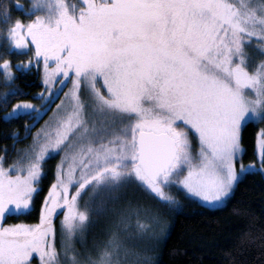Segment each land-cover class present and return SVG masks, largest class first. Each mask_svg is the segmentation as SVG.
I'll list each match as a JSON object with an SVG mask.
<instances>
[{
    "label": "snow or ice",
    "instance_id": "1",
    "mask_svg": "<svg viewBox=\"0 0 264 264\" xmlns=\"http://www.w3.org/2000/svg\"><path fill=\"white\" fill-rule=\"evenodd\" d=\"M33 9L28 21L12 19L7 6L0 12L11 45L31 53L18 67L42 64L47 89L37 94L43 106L17 100L8 109L25 93L12 83V61L0 60L9 85L0 93L2 118L34 115L23 137L31 142L11 163L0 154V264H127L140 253L123 243L121 228L134 216L142 233L145 218L158 214L129 202L107 238L80 253L74 239L100 210L93 203L100 190L118 200L131 185L173 209L181 204L176 188L223 207L242 176L264 173V128L247 164L242 143L250 119H264V0H34ZM57 76L67 91L32 132L58 96ZM57 155L39 221L4 223L32 208ZM256 239L264 247V236L242 234Z\"/></svg>",
    "mask_w": 264,
    "mask_h": 264
},
{
    "label": "trees",
    "instance_id": "2",
    "mask_svg": "<svg viewBox=\"0 0 264 264\" xmlns=\"http://www.w3.org/2000/svg\"><path fill=\"white\" fill-rule=\"evenodd\" d=\"M31 5V0H18V3L17 0H0V12L4 6H7L12 19L20 18L22 21H28L33 17V14L27 11ZM7 27L8 22L0 14V60L7 58L12 61L14 74L12 83L25 93V95L14 97L8 109L16 100L30 101L43 106L41 100L37 98L38 93L47 91L42 82L43 66L41 64L38 67L30 66L24 69L18 67L19 62L27 61L31 53L12 49L5 34ZM250 51L259 58L255 49ZM8 86L4 83L3 69L0 68V93ZM59 99V97L56 98L48 111L35 123V127L31 129L32 132L40 128ZM6 110L0 107V154L4 155L9 163V160L17 156L16 149L23 148L31 142V135L23 137L25 124H32L34 115H21L5 121L2 117ZM260 128H264V119L251 120L242 128L245 164L257 158L256 140ZM13 132L19 133L21 138L14 141ZM193 143L196 145L195 139ZM58 160V155L47 160L45 175L39 191L34 194L32 208L23 213L9 215L4 223L31 224L39 221V209L54 180L53 166ZM137 189L138 192L141 191ZM170 191L181 204L173 209L158 203L156 206L153 205L155 213L164 223L161 225L163 232H167V235L160 243L151 264H264V247L261 246V239L253 242L242 240V234L245 232H251L256 237L264 236V173L255 171L242 176L232 197L223 207L211 208L202 205L193 199L186 198L185 193L176 188ZM100 193L109 194L103 189ZM57 212L59 215L62 213L60 209H57ZM58 221L59 219L55 218L56 225Z\"/></svg>",
    "mask_w": 264,
    "mask_h": 264
},
{
    "label": "rangeland",
    "instance_id": "3",
    "mask_svg": "<svg viewBox=\"0 0 264 264\" xmlns=\"http://www.w3.org/2000/svg\"><path fill=\"white\" fill-rule=\"evenodd\" d=\"M31 2L33 5L34 0H31ZM74 2L78 3L79 0H74ZM34 12H35V9H33V12H29V13L33 14ZM11 47L12 49L17 50V51L29 52L28 50L16 49L12 45ZM51 66L52 65H50V67ZM68 83H70V81ZM52 87H53V94H56L58 92V96H56V98L58 97L61 98L63 97L64 91H67L68 84L66 83L64 85H61V77L57 76L56 81L54 82ZM61 87H63V91H59ZM60 94L62 95L60 96ZM59 102H60V99H59ZM55 107L56 105H54L53 109ZM51 115H52V111L50 112V115L41 124L40 128L45 124L46 121L49 120ZM251 120L259 121L260 119H258L257 117H252L250 121ZM11 162L12 160H9V163ZM129 202H131L134 205L139 203V204L148 206L155 213V210L153 209V205L156 206L157 201L144 196L142 191L138 192V189L134 186L130 185L122 189V195L120 196V199L118 200H113L110 194L102 195L100 191L97 192L95 194L93 203H94V207H99L100 210L99 211L92 210L90 212V220L85 227L83 237L81 238L78 235L74 239V245H75L76 250L80 253H85L87 250H90L93 248V245L95 242H99V241L106 239L109 234V229L119 219L121 210L126 208ZM211 208H217V207H211ZM62 215L63 213H61L59 216L57 215L55 218L57 220L59 219L60 221V217ZM142 218H145L143 217V214H142ZM135 219L136 218L134 216L131 218V224L128 228L126 229L123 227L121 228V236L123 238V243L128 248L132 249L134 252L140 253L139 256L130 255L128 257L127 264H151L154 261L156 254H157V249L160 243L166 237L167 232L160 231V229L163 228L161 225L163 221H161L160 219L149 221L147 220V218H145L146 222H148L150 226L144 232L140 233L137 231L135 227ZM59 221L57 225L58 238H59Z\"/></svg>",
    "mask_w": 264,
    "mask_h": 264
}]
</instances>
